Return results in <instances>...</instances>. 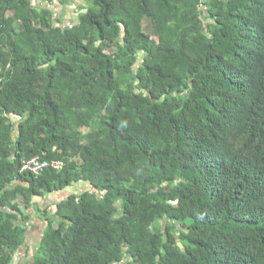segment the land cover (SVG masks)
<instances>
[{
  "label": "trees",
  "instance_id": "trees-1",
  "mask_svg": "<svg viewBox=\"0 0 264 264\" xmlns=\"http://www.w3.org/2000/svg\"><path fill=\"white\" fill-rule=\"evenodd\" d=\"M84 1L0 0V264L77 183L32 264H264V0Z\"/></svg>",
  "mask_w": 264,
  "mask_h": 264
},
{
  "label": "rangeland",
  "instance_id": "rangeland-1",
  "mask_svg": "<svg viewBox=\"0 0 264 264\" xmlns=\"http://www.w3.org/2000/svg\"><path fill=\"white\" fill-rule=\"evenodd\" d=\"M86 3L85 1H80V0H64V2L57 8V17L56 21L58 26L60 27H65L67 24L70 23L71 21V15H69V9L72 14L79 15L80 13L83 12V8H85ZM39 26V25H38ZM114 51V48L111 45V48L107 50L108 53H111ZM82 186H87V184L82 185ZM83 188V187H82ZM84 189H91L89 186L84 187ZM81 191H78L79 193ZM61 193V192H58ZM57 193H54L50 200L49 197L47 196L45 199L42 198H35L34 204L37 206L40 205L42 208L44 207L43 201L45 203H49V206H54L57 204V202L66 200L69 196H66V194H62L63 197H58L56 199ZM49 208V207H48ZM31 210V209H30ZM30 219L27 221V232L25 235V243L24 245L15 253L13 256V262L12 264H32L33 256L37 254L38 248L40 246V242L42 240L44 231L47 227V218L43 213H38L37 211L35 212V209L33 210V215L30 213ZM43 211L42 209H40ZM28 212V210H27ZM35 218H38L35 220ZM50 219L52 216L49 215ZM55 225L57 223H54ZM159 226H162V228L165 227V221L162 220L159 223ZM40 240V241H39ZM29 241V245H26V242Z\"/></svg>",
  "mask_w": 264,
  "mask_h": 264
},
{
  "label": "crops",
  "instance_id": "crops-1",
  "mask_svg": "<svg viewBox=\"0 0 264 264\" xmlns=\"http://www.w3.org/2000/svg\"><path fill=\"white\" fill-rule=\"evenodd\" d=\"M81 1V0H80ZM30 3H31V5L34 7V8H36V9H48V10H50V12L53 14V19H54V21H55V24H57V21H56V17H57V8L61 5V4H59V2H57V0H54L52 3H50V2H47V1H45V0H30ZM69 11V15H71V16H73V15H76V14H72L71 12H70V9L68 10ZM84 187H87V186H82V184L81 183H77V184H74L73 186H71V187H69V188H67V189H65V190H63V191H59V192H61V193H58L57 192V196H56V199L58 198V197H63L62 196V194H66V196H71V195H73V194H80V193H82L83 191H87V190H89V189H84L83 190V188ZM78 191H81V192H79V193H77ZM53 194H50L48 197H49V200H50V198H51V196H52ZM36 200L34 199L33 200V203L35 202ZM64 201V200H63ZM60 202H62V201H60ZM60 202H57V204L58 203H60ZM43 204H44V207L42 208L40 205H36V207L34 206L31 210H30V213L33 215V210L35 209V212H36V210H38V209H42L43 211L44 210H46L48 207H50L49 206V203H45V201H43ZM28 213H29V211H28ZM36 219H38V218H35V220ZM40 241V240H39ZM26 245H29V241H27L26 242Z\"/></svg>",
  "mask_w": 264,
  "mask_h": 264
},
{
  "label": "built area",
  "instance_id": "built-area-1",
  "mask_svg": "<svg viewBox=\"0 0 264 264\" xmlns=\"http://www.w3.org/2000/svg\"><path fill=\"white\" fill-rule=\"evenodd\" d=\"M53 168L57 171L62 170L63 162L61 161H43L39 157H33L23 162L21 172H28L34 175L42 174L46 169Z\"/></svg>",
  "mask_w": 264,
  "mask_h": 264
}]
</instances>
